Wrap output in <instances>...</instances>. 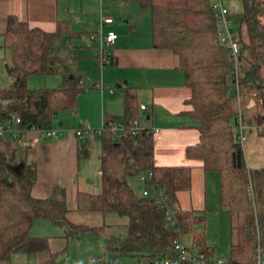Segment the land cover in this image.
<instances>
[{
	"label": "trees",
	"instance_id": "obj_1",
	"mask_svg": "<svg viewBox=\"0 0 264 264\" xmlns=\"http://www.w3.org/2000/svg\"><path fill=\"white\" fill-rule=\"evenodd\" d=\"M139 1L151 9L155 46L169 48L180 56L186 83L193 90L189 102L198 120L200 140L187 147V155L201 158L205 168L220 172L221 203L231 214L230 256L225 264H251L258 231L264 246V168L252 170L248 165L238 137L237 117L244 95L256 102L257 114L264 112V0H242V10L229 14L241 47L240 98L231 91L235 88L234 61L228 46L219 38L213 0ZM68 32L64 25L46 31L31 27L16 16L9 17L4 46L5 68L11 82L0 86V121L16 113L23 128L44 127L52 122L56 110L77 105L86 86L32 89L27 85L28 76L35 73L76 75L77 58L60 42ZM97 59L99 65V54ZM124 91L125 132L117 137L106 128L95 135L101 142V190H81L75 211L68 208L66 191L61 186L46 198L35 197L32 188L37 168L26 160V146L19 137L0 136V261L10 259L14 253H36L49 248L48 236L30 233L37 218L53 221L69 240L84 235L101 236L100 256L105 260L110 257L107 251L136 254L141 264L174 256L178 233L168 225L165 209L153 196L138 194L129 182L130 176L141 178L139 169L153 172L152 183L163 190L168 203L175 207L181 233L191 237L190 252L202 264L215 261L214 247L208 244L205 231L195 227L197 222H205V215L178 205L177 193L191 188V166L155 164L154 131H132L133 121L138 119L133 113L135 94L132 87L126 86ZM241 113L244 119V111ZM85 135L79 156L89 155L93 146L90 132ZM76 213H115L125 216L126 221L92 224L75 220ZM54 256L55 253L51 258Z\"/></svg>",
	"mask_w": 264,
	"mask_h": 264
},
{
	"label": "crops",
	"instance_id": "obj_2",
	"mask_svg": "<svg viewBox=\"0 0 264 264\" xmlns=\"http://www.w3.org/2000/svg\"><path fill=\"white\" fill-rule=\"evenodd\" d=\"M113 2L116 3L112 4ZM111 5L120 8V18L125 19L124 23L108 16L110 13L107 8ZM142 7L149 10L148 20L135 16V12L142 10ZM10 16H16L29 26L46 31H55L59 25L68 27V34H65L60 42L77 58L76 75L72 74L71 78L70 75L56 73L61 77L60 85L44 88L79 86L76 82L82 81L80 59L72 54L71 41L88 33L90 36L97 30H72L71 27H96L99 28L98 34L110 30L118 34L115 44H107L110 48L107 52L104 49V54L111 59V62L107 63L111 67L106 68L103 77L93 80L94 85L101 84L103 88L97 86L91 91L83 90L74 108L61 111L58 117L60 121L55 125L51 124V127L59 129L58 136L42 137L35 131L21 132L22 143L26 146V160L37 168V180L32 188L35 197L46 198L54 192L55 187L61 186L66 191L68 208L75 211L81 190H101V142L95 136L100 134H94L93 130L115 124L119 126L116 135L124 134L127 119L124 87L127 86L132 87L135 94L136 108L133 113L139 121L147 123L154 131L155 164L189 165L192 168L191 188L177 193L179 207L204 214L205 221L207 220L204 225L207 229L210 222L213 224L215 213L218 214V225H222L220 217L223 211L228 209L221 203L220 172L217 169L205 168L201 158L187 155V147L200 140L198 120L192 112L193 105L189 102L193 90L186 83L185 73L180 67V56L169 48L155 46L149 6L131 0H0V55H3L4 63L7 60L5 33ZM102 18L108 20L102 21ZM83 31L85 33H82ZM91 39L93 46L98 48L96 38L91 36ZM97 60L95 55L98 66ZM262 74L264 77L263 68ZM141 105H146L147 108L142 109ZM259 126L263 127L264 121L260 122ZM81 127L86 131L79 134L77 131ZM249 128L254 126L250 124ZM88 131L92 136L93 146L89 155L79 156ZM142 183L145 189L143 180ZM229 224L231 225V214ZM30 233L33 236H48L49 248L36 253H14L10 259L0 261V264H11L12 257L21 260L19 264H55L59 256L69 252L70 246L77 244L82 238L69 240L64 236L62 228L48 218H37ZM97 246L101 251L100 240L97 241ZM53 253L55 256L51 258ZM99 253L98 256L101 254Z\"/></svg>",
	"mask_w": 264,
	"mask_h": 264
},
{
	"label": "rangeland",
	"instance_id": "obj_3",
	"mask_svg": "<svg viewBox=\"0 0 264 264\" xmlns=\"http://www.w3.org/2000/svg\"><path fill=\"white\" fill-rule=\"evenodd\" d=\"M134 3L138 4V0H133ZM131 0V2H133ZM137 1V2H135ZM116 2H113L112 4H115ZM223 4L229 9L230 12H238L242 10L243 4L242 0H223ZM109 9L110 18L114 20L121 21V23H124L125 19L120 18V8L115 7L114 5H111L107 10ZM142 10H138L135 12V16L140 17L142 19L148 20L149 10L147 7H142ZM121 19V20H120ZM79 28H85L89 30L95 29L97 32H93L90 36L82 35L79 39H72L71 41V48L72 54L75 56H79L80 59V75L82 76V81L76 82L79 86H86V89L83 92L91 91L96 88L97 86L93 84V80H96L100 77H103V72L106 70V68H110L111 65H105L101 69L99 65H96L95 61V55L99 53V50L101 49V41L99 37L97 36L96 41L98 48L93 46V41L91 39L92 35L98 34L99 28L96 27H71L72 30H80ZM235 24H232V31L236 32ZM82 33H85L84 31ZM103 48L105 49V52H107L110 48L106 43H103ZM67 50H69L67 48ZM4 59L3 55H0V86L7 85L11 82V78L6 72V68L4 65ZM264 69V66H263ZM61 77L56 74H40L35 73L31 74L27 78V85L29 88L32 89H38V88H44V87H57L61 83ZM57 84V85H55ZM110 86V85H108ZM116 89V88H114ZM117 92H119L117 90ZM244 95L243 103H242V110L244 111L245 118L244 123L247 126L244 130V134L246 136L245 141L243 142V148L245 153V158L247 160L248 165L250 168L253 169H262L264 168V127H260L258 123L264 121V112H259L257 114L258 108L256 107V102L253 101L252 97ZM251 99V100H250ZM256 99V98H255ZM89 101V100H88ZM65 109H58L54 113L52 122L48 125V127H51V124L55 125L56 122L60 121L58 120V117L61 115V111H64ZM120 122V121H119ZM122 122V120H121ZM120 122V123H121ZM119 123V124H120ZM252 124L254 128H249V125ZM129 182L132 184V186L135 188L136 192L138 194H141L144 186L142 183V179L138 176H130ZM227 211V212H225ZM223 211L222 216V225H218V214L215 213V217L212 220V223L210 222L208 229L206 225H204V222H197L195 224L196 229L198 230H204L207 234L206 240L208 244L215 247L214 250V260H225L230 256V243H231V237H230V224H229V211L225 209ZM74 219L80 222H88L92 224H101L103 221L112 222L117 220L118 222H121L123 220L126 221L125 216H120L115 213H110L106 216L102 214H92V215H85V214H79L76 213L73 215ZM124 217V218H123ZM207 221V220H206ZM205 221V222H206ZM183 240L185 245L188 247L190 246L191 237L189 235H183ZM102 243V238L99 235H84L79 240V242H76L77 244H73V246H70L69 252H67L64 255H61L58 257V259L55 261V264H95L96 258L98 257V252L102 253V250L98 249L97 241ZM99 253V254H100ZM110 257L118 258L120 259L119 264H141V262H138V256L136 254H123L118 251H107L106 252ZM32 257V256H31ZM109 257V258H110ZM21 259V258H20ZM21 260H18L16 257H12L11 264H19Z\"/></svg>",
	"mask_w": 264,
	"mask_h": 264
},
{
	"label": "built area",
	"instance_id": "obj_4",
	"mask_svg": "<svg viewBox=\"0 0 264 264\" xmlns=\"http://www.w3.org/2000/svg\"><path fill=\"white\" fill-rule=\"evenodd\" d=\"M213 7L215 11V15L217 17V24L219 27L218 35L221 42L228 46L230 54L232 55L234 65H233V77L235 79V88L231 91L233 94L240 98L239 94V59L241 53L240 43L238 41L237 32L232 31L233 21L229 16V9L223 4V0H213ZM107 18H102V21H107ZM99 37L101 41V49L99 50V67L102 69L107 63L111 62V59L104 54L103 43L108 45H114L118 34L114 30H110L106 33L100 32L98 35H92V38L95 39ZM98 87L103 88L101 84H97ZM142 109H146V105H141ZM21 117L18 114H12L9 118L0 121V136H14L19 137L21 140V132L23 131H35L42 137H57L59 134V129L54 127H38L36 125H32L28 128H23L21 126ZM238 131H239V140L243 144L246 139L244 134V130L247 127L244 123L243 115L241 110L239 111L237 117ZM110 129L114 133L118 130L119 126L112 124L110 126H103L100 129L93 130L94 134H101L104 129ZM142 128H151L147 123H142L138 119L133 121L132 131L134 133L138 132L139 129ZM86 129L81 127L77 132L79 134L85 132ZM119 137V136H117ZM136 145L137 142L135 141ZM139 174L141 179L147 184L145 187L143 194L151 195L153 199L165 209L166 219L168 225L177 231V238L174 240V256L172 257H162L154 260L153 264H202L203 262L200 259H197L193 253L190 252L189 247L185 245L182 233H181V225L180 221L177 217L176 209L173 205L169 204L167 201V197L165 196L162 189L156 183H152L153 172L152 171H144L143 169H139ZM120 259L118 258H105L98 256L96 258L95 264H119ZM212 264H225L224 260L214 261ZM251 264H264V246L262 244L261 235L258 231L257 233V243L254 249V260Z\"/></svg>",
	"mask_w": 264,
	"mask_h": 264
},
{
	"label": "water",
	"instance_id": "obj_5",
	"mask_svg": "<svg viewBox=\"0 0 264 264\" xmlns=\"http://www.w3.org/2000/svg\"><path fill=\"white\" fill-rule=\"evenodd\" d=\"M70 77L73 78V75L71 74Z\"/></svg>",
	"mask_w": 264,
	"mask_h": 264
}]
</instances>
